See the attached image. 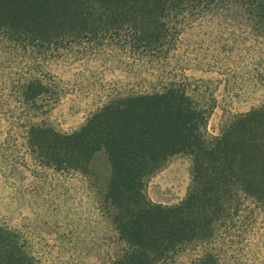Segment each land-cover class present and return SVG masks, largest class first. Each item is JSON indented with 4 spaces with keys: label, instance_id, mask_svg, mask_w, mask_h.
Segmentation results:
<instances>
[{
    "label": "trees",
    "instance_id": "obj_1",
    "mask_svg": "<svg viewBox=\"0 0 264 264\" xmlns=\"http://www.w3.org/2000/svg\"><path fill=\"white\" fill-rule=\"evenodd\" d=\"M220 17L249 21L264 39V0H0V33L37 44L44 62L68 51L101 56L123 73L111 83L120 90L77 130L35 123L28 131L30 148L46 165L85 172L98 151L106 152L105 199L127 245L111 264H159L180 246L214 239L223 224L235 230L236 217L264 208V105L213 137L210 111L186 83L187 55L211 49L185 45L187 28ZM23 89L32 101L46 85L36 76ZM179 153L192 157L189 192L178 204L154 203L145 182ZM0 264H37L19 233L1 224ZM195 264L221 262L210 250Z\"/></svg>",
    "mask_w": 264,
    "mask_h": 264
},
{
    "label": "rangeland",
    "instance_id": "obj_2",
    "mask_svg": "<svg viewBox=\"0 0 264 264\" xmlns=\"http://www.w3.org/2000/svg\"><path fill=\"white\" fill-rule=\"evenodd\" d=\"M187 31L185 45L211 46L187 55L186 83L209 109L207 132L217 137L236 116L264 105V39L242 18L232 23L220 17ZM69 53L44 62L37 44L0 33V224L19 233L37 264H111L127 245L105 199L111 173L106 152L98 151L83 172L46 165L28 144L32 124L71 133L120 90H111L124 79L116 64ZM36 76L46 90L27 100L24 85ZM191 168V155L171 156L146 180L147 198L163 205L181 202ZM234 225L229 232L219 226L207 242L180 246L159 264H195L210 250L221 264H264V208L241 214Z\"/></svg>",
    "mask_w": 264,
    "mask_h": 264
}]
</instances>
